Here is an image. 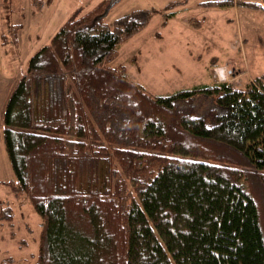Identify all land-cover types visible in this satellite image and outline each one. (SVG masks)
I'll return each mask as SVG.
<instances>
[{"label": "trees", "instance_id": "obj_1", "mask_svg": "<svg viewBox=\"0 0 264 264\" xmlns=\"http://www.w3.org/2000/svg\"><path fill=\"white\" fill-rule=\"evenodd\" d=\"M103 5L58 25L2 113L34 264H264V73L151 92L112 63L146 20Z\"/></svg>", "mask_w": 264, "mask_h": 264}, {"label": "rangeland", "instance_id": "obj_2", "mask_svg": "<svg viewBox=\"0 0 264 264\" xmlns=\"http://www.w3.org/2000/svg\"><path fill=\"white\" fill-rule=\"evenodd\" d=\"M212 0H0V181L14 177L3 143L2 113L27 60L48 43L55 29L73 12L104 3L102 19L136 12L146 20L122 42L112 61L126 66L130 77L151 92L168 94L197 83L227 81L240 85L264 73V8L231 0L207 7ZM216 1V0H213ZM40 218L24 197L0 183V264H34Z\"/></svg>", "mask_w": 264, "mask_h": 264}, {"label": "crops", "instance_id": "obj_3", "mask_svg": "<svg viewBox=\"0 0 264 264\" xmlns=\"http://www.w3.org/2000/svg\"><path fill=\"white\" fill-rule=\"evenodd\" d=\"M7 88H8V83L5 82V84H2L0 86V99L1 101H3L5 98H6V95H7ZM13 177H11L10 179L8 180H11ZM7 181V180H6Z\"/></svg>", "mask_w": 264, "mask_h": 264}, {"label": "water", "instance_id": "obj_4", "mask_svg": "<svg viewBox=\"0 0 264 264\" xmlns=\"http://www.w3.org/2000/svg\"><path fill=\"white\" fill-rule=\"evenodd\" d=\"M260 5H261L262 8H264V5H262L261 3H260Z\"/></svg>", "mask_w": 264, "mask_h": 264}]
</instances>
